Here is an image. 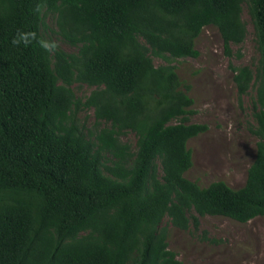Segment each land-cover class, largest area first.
<instances>
[{
  "label": "trees",
  "instance_id": "16d2710c",
  "mask_svg": "<svg viewBox=\"0 0 264 264\" xmlns=\"http://www.w3.org/2000/svg\"><path fill=\"white\" fill-rule=\"evenodd\" d=\"M243 6L258 65L231 69L239 98L255 84L256 153L240 188L201 187L185 176L187 142L208 126L189 122V86L170 62L197 58L209 26L230 56L247 34ZM48 15L75 53L12 44L18 31L47 40ZM73 84L94 90L81 103ZM204 216H264V0H0V264H181L168 225L198 230Z\"/></svg>",
  "mask_w": 264,
  "mask_h": 264
},
{
  "label": "rangeland",
  "instance_id": "374dc122",
  "mask_svg": "<svg viewBox=\"0 0 264 264\" xmlns=\"http://www.w3.org/2000/svg\"><path fill=\"white\" fill-rule=\"evenodd\" d=\"M242 20L246 25L245 40L230 46L231 55L224 53L223 40L215 27L202 29L195 40L197 58L177 59L170 64L183 82L189 86L188 95L193 100L190 123L206 124L208 130L190 139L192 167L185 176L199 186L223 181L238 189L244 185L247 170L254 160L258 138L251 133L256 109V88L252 82L246 95L239 98L233 82L231 67L248 66L255 70L259 52L256 37L246 7ZM43 33L47 40L56 41L65 52L76 49L64 44L53 33L54 19H44ZM156 66L167 62L154 58ZM73 93L81 103L94 90L87 85L73 84ZM79 126L94 131L92 108L80 107L76 114ZM121 141L135 146L136 137L128 132ZM167 220H163L166 224ZM168 249L176 254L181 264H264V216L239 223L219 216L200 218L198 230L180 231L168 225Z\"/></svg>",
  "mask_w": 264,
  "mask_h": 264
},
{
  "label": "clouds",
  "instance_id": "9594fccd",
  "mask_svg": "<svg viewBox=\"0 0 264 264\" xmlns=\"http://www.w3.org/2000/svg\"><path fill=\"white\" fill-rule=\"evenodd\" d=\"M45 6L46 5L42 3H37L34 11L37 13V15H42ZM33 41H35L45 52L50 54L54 53L59 48V44L56 41L45 40L43 38L38 39L35 32L18 31L16 36L12 39V44L14 46L23 44L25 47H27Z\"/></svg>",
  "mask_w": 264,
  "mask_h": 264
}]
</instances>
